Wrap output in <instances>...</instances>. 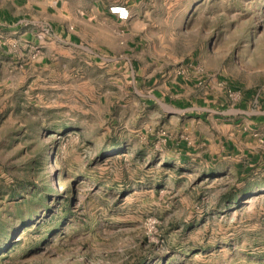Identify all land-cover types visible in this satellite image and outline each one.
<instances>
[{
  "label": "rangeland",
  "instance_id": "374dc122",
  "mask_svg": "<svg viewBox=\"0 0 264 264\" xmlns=\"http://www.w3.org/2000/svg\"><path fill=\"white\" fill-rule=\"evenodd\" d=\"M186 8L177 54L255 110L264 0ZM5 63L0 264H264V173L180 161L94 80Z\"/></svg>",
  "mask_w": 264,
  "mask_h": 264
},
{
  "label": "crops",
  "instance_id": "0c3cea01",
  "mask_svg": "<svg viewBox=\"0 0 264 264\" xmlns=\"http://www.w3.org/2000/svg\"><path fill=\"white\" fill-rule=\"evenodd\" d=\"M188 3L0 0V60L20 63L22 72L34 66L94 80L124 118L180 161L227 169L237 179L264 173V101L244 111L246 97L204 78L195 56L177 54ZM112 5L127 7L128 19L112 15Z\"/></svg>",
  "mask_w": 264,
  "mask_h": 264
},
{
  "label": "built area",
  "instance_id": "2783aa9c",
  "mask_svg": "<svg viewBox=\"0 0 264 264\" xmlns=\"http://www.w3.org/2000/svg\"><path fill=\"white\" fill-rule=\"evenodd\" d=\"M109 12L114 15L118 20H126L129 17L127 7L123 5H112L108 8Z\"/></svg>",
  "mask_w": 264,
  "mask_h": 264
}]
</instances>
